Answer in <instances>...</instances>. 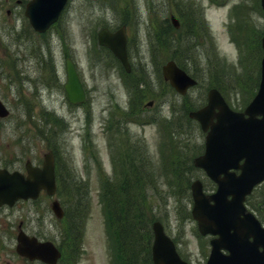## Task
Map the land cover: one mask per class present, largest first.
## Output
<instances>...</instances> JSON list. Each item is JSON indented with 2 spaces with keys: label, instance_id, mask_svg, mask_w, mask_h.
<instances>
[{
  "label": "rangeland",
  "instance_id": "1",
  "mask_svg": "<svg viewBox=\"0 0 264 264\" xmlns=\"http://www.w3.org/2000/svg\"><path fill=\"white\" fill-rule=\"evenodd\" d=\"M190 1L192 6L188 4ZM256 1L69 0L56 28H49L45 35L31 29L23 15L24 4L13 0L0 4V98L9 109L8 117L0 119V161L20 145L29 149L33 160L51 149L61 160L66 177L72 182H83L87 211L80 237L81 250L66 264H111L112 258L109 231L97 202L101 173L89 158L86 143L96 150L104 176L116 175L109 182V194L114 191L116 197L120 188L125 192L124 176L130 174L129 194L134 196L138 192L145 202L144 228L148 229V225L150 228L151 222L158 219L181 255L191 264L203 262L209 250L208 237L197 234L196 223L190 217L187 184L199 178L207 184L206 191H211V185L200 170L189 165V158L200 151L204 137L197 124L187 119L185 108L204 101L211 84L225 90L232 106H243L248 101L256 69L245 66V58L240 60L246 50L231 36L229 24L235 16L230 10L233 4L241 2L252 7L247 16L251 15L252 21L243 19V28L249 25L251 35L264 29V15ZM185 7L195 18L194 33L184 32ZM172 13L182 22L180 28L171 32L178 38L179 47L153 55L150 35L162 24L173 28ZM122 24L129 59L134 65L132 74L138 78L144 71L150 85L145 96L140 95L130 106L131 88L121 77L120 66L97 43L93 45L91 38L102 26L117 29ZM66 56L74 61L86 91L87 99L80 105L70 104L63 89ZM170 58L197 78V85L187 91L185 98L170 89L162 78L160 67ZM213 71H222L223 75L213 78ZM148 101L151 104L145 105ZM120 112L125 121H114ZM147 115L151 120L141 122ZM108 122L109 135L115 142L124 135L130 145L139 147L143 164V169H138L139 175L135 167L117 172L116 165H112L104 130ZM162 123L170 126L179 139L178 143L174 140L178 152L173 159L159 148L162 131L168 137L170 133L160 126ZM85 125L90 127L89 139ZM115 142L113 147L117 150ZM263 191V184L256 186L249 196L252 205L247 203V207L264 222V207H258ZM11 252V246L0 245V264H39L15 260Z\"/></svg>",
  "mask_w": 264,
  "mask_h": 264
},
{
  "label": "water",
  "instance_id": "2",
  "mask_svg": "<svg viewBox=\"0 0 264 264\" xmlns=\"http://www.w3.org/2000/svg\"><path fill=\"white\" fill-rule=\"evenodd\" d=\"M66 0H30L25 9L31 25L38 31H44L54 22ZM264 11V0L260 1ZM172 22L177 26V20L172 16ZM100 44L107 46L120 60L126 70L129 63L125 50V36L123 28L110 32L103 28L98 33ZM263 56L261 58V78L259 88L243 112L231 110L216 89L208 92V102L198 110L190 111L189 116L197 119L206 133L204 153L195 157V166L202 167L206 173L217 182V190L212 194H204L200 181L191 184L193 198L192 216L197 220L201 233L218 234V238L211 240L212 248L207 264H264V229L260 228L252 215L247 214L253 222L251 227H237L233 229L231 219L245 208L243 200L252 186L264 178V33L261 37ZM165 80L180 93H185L187 87L195 80L169 60L162 66ZM65 91L68 99L73 103L84 101V92L77 77L72 62L66 60ZM215 108L218 111H215ZM7 114V110L0 103V116ZM247 114V116H245ZM260 115V117L258 116ZM216 117V121H213ZM245 158L238 176L220 177L229 168L235 167L234 162ZM35 178H52V163L45 155L42 169H32ZM16 173H9L0 169V202H11L16 197V189L20 182L15 178ZM46 186L45 183L41 184ZM38 185L35 182V193ZM227 195H231L228 199ZM211 201L213 203H211ZM154 241L152 245V259L154 264H187L181 260L174 249L173 243L163 233L158 221L152 225ZM249 236L253 237L249 241ZM23 238H20L22 240ZM21 243H24L21 241ZM259 246L262 250H259ZM221 248L229 251L225 255ZM21 253L31 258L42 257V251L36 244L33 247L21 249Z\"/></svg>",
  "mask_w": 264,
  "mask_h": 264
},
{
  "label": "flooded vegetation",
  "instance_id": "3",
  "mask_svg": "<svg viewBox=\"0 0 264 264\" xmlns=\"http://www.w3.org/2000/svg\"><path fill=\"white\" fill-rule=\"evenodd\" d=\"M29 157L28 151L18 149L13 157V169L26 175ZM65 196L64 188L56 183L53 194L40 190L36 199L21 198L10 207L0 205V230L8 232L3 235L5 240L15 245L17 234L23 231L42 240H51L61 251L63 248L72 251L81 237L87 203L77 200L69 206ZM55 202L56 210L53 209Z\"/></svg>",
  "mask_w": 264,
  "mask_h": 264
},
{
  "label": "trees",
  "instance_id": "4",
  "mask_svg": "<svg viewBox=\"0 0 264 264\" xmlns=\"http://www.w3.org/2000/svg\"><path fill=\"white\" fill-rule=\"evenodd\" d=\"M185 10L186 12L183 19L184 32L194 33L196 32L195 18L192 15V12H190L186 7ZM172 31H175V29L172 28L170 24H162V26L154 28L153 35H150V45L153 55L169 48H174V51L178 49L179 40L177 37H173V34L171 33ZM157 48L158 50L156 51ZM213 72V78H217V74L223 75L222 71ZM137 76L138 78L136 76L129 75L128 78V82L134 89L131 102H134L140 95L145 96L150 87L147 74L144 71L139 73ZM139 84H141V88H139ZM190 108H192V106H187L185 108V115L186 110ZM134 166H137L139 169L141 168V166L137 163H135ZM129 192L125 193L120 188L119 191H117L118 196H116L117 204H115L114 208L117 209L115 216L116 223L118 222V224L114 228L113 232L117 258L120 260V264H151L149 252L150 231L147 227L144 228L145 218H142L145 214V202L143 197L138 195V192L135 193L134 196L129 194ZM101 202L103 204L104 212L108 214L109 222V214H111L109 182H106L105 186H103Z\"/></svg>",
  "mask_w": 264,
  "mask_h": 264
}]
</instances>
